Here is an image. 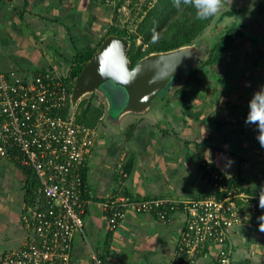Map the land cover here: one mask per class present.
Masks as SVG:
<instances>
[{
	"label": "crops",
	"instance_id": "obj_1",
	"mask_svg": "<svg viewBox=\"0 0 264 264\" xmlns=\"http://www.w3.org/2000/svg\"><path fill=\"white\" fill-rule=\"evenodd\" d=\"M236 10L233 26L240 32L233 50L190 84L179 114L165 124L139 122L129 136L111 124L96 127L85 164L82 232L73 238L69 264H92V252L103 264H170L191 212L174 210L162 222L129 210L109 231L103 203L117 195L175 201L211 195L201 162L239 179L250 192L264 191V146L256 125L246 123L248 102L264 86V0H237ZM114 14L113 6L98 0H0V68L29 77L43 70L61 72L76 48L97 45L115 22ZM118 162L131 167L125 178ZM26 185L24 170L0 159V262L25 240ZM261 223L233 227L234 263L264 264ZM217 251L206 246L193 264H215Z\"/></svg>",
	"mask_w": 264,
	"mask_h": 264
},
{
	"label": "built area",
	"instance_id": "obj_2",
	"mask_svg": "<svg viewBox=\"0 0 264 264\" xmlns=\"http://www.w3.org/2000/svg\"><path fill=\"white\" fill-rule=\"evenodd\" d=\"M98 1L113 6L115 12L121 10L117 0ZM145 1L148 8L156 2ZM65 77L63 71L43 70L29 77L0 68V159L30 169L38 180L33 205L21 214L25 240L5 252L0 264H69L73 238L82 232L86 202L82 172L97 131L76 122ZM202 168L215 194L186 201L108 198L103 203L108 230L115 231L129 210L153 214L162 222L174 210L191 212L170 264H193L209 245L218 248L215 264H235L232 229L264 216V191L242 189L207 163ZM116 169L127 176L122 162ZM91 254L92 264H103L100 256Z\"/></svg>",
	"mask_w": 264,
	"mask_h": 264
},
{
	"label": "trees",
	"instance_id": "obj_3",
	"mask_svg": "<svg viewBox=\"0 0 264 264\" xmlns=\"http://www.w3.org/2000/svg\"><path fill=\"white\" fill-rule=\"evenodd\" d=\"M235 13H237V10L228 12V14L231 15ZM214 16L205 20H199L196 18V10L191 5L182 4L180 8H176L173 5V0H156L152 7H147L142 19L136 25V32L129 33L127 28H120L115 20L107 29L106 37L111 35L118 36L129 42L127 56L130 60V67H133L141 58L152 52L168 51L197 41L198 37L203 35L204 31L210 25ZM239 32L236 26H231L224 30L223 35L210 43L209 50L199 66L194 71L187 74L182 80V88L178 89V87H172L173 89L175 88L174 94L178 95V98L174 99L177 105L178 101L181 102L180 105H184L187 89L190 84L199 81L200 75H208L210 67L218 63L225 53L232 49ZM106 37L100 39L94 47H86L83 49L76 48L75 55L70 61L65 77L66 82L69 84V93H71L75 78L79 75L84 65L92 58L93 54ZM138 38L141 40L140 45H136V40ZM168 90L166 91V95L161 97L154 107L165 101L168 97ZM176 104H174V106H176ZM103 111L104 107L102 105H94L93 101L90 102V100L82 99L78 103L77 110L75 111L76 122L89 128H96L101 124L100 120ZM131 128L132 127L127 130V133L131 131ZM130 168L131 167L126 164L123 165V172L128 175ZM22 169L27 174L25 196L26 203L30 207L33 205L35 199L34 192L38 186V180L30 169ZM82 173L84 177L85 168ZM120 177L122 178L121 174ZM229 182L245 189V186H243L241 181L237 178L230 177ZM27 207H25V209ZM258 221L264 223L260 217H257V221L255 222ZM231 249L233 250L232 247ZM248 262L251 263L250 260H244L235 264H246Z\"/></svg>",
	"mask_w": 264,
	"mask_h": 264
},
{
	"label": "water",
	"instance_id": "obj_4",
	"mask_svg": "<svg viewBox=\"0 0 264 264\" xmlns=\"http://www.w3.org/2000/svg\"><path fill=\"white\" fill-rule=\"evenodd\" d=\"M128 49L129 42L118 36H107L102 41L74 80L70 94L72 108L85 96L96 93L105 100V116L111 125H118L126 115H145L168 89L178 87L199 66L209 43L199 39L172 50L152 52L133 67ZM108 89L121 94L118 107L113 105ZM113 106L117 109L113 110Z\"/></svg>",
	"mask_w": 264,
	"mask_h": 264
},
{
	"label": "rangeland",
	"instance_id": "obj_5",
	"mask_svg": "<svg viewBox=\"0 0 264 264\" xmlns=\"http://www.w3.org/2000/svg\"><path fill=\"white\" fill-rule=\"evenodd\" d=\"M116 4L120 5L121 10L118 12H115L114 18L120 28H127L129 33L136 32V25L138 22L142 19L143 15L145 14V11L147 10V7H149L145 0H117ZM237 9V0H221L220 1V7L218 11L216 12L214 19L210 23V25L207 27V29L204 31L203 35H200L197 40L206 39L210 45L212 41H215L218 39L221 35H223L224 30L227 28L233 26L235 23L236 15L228 14V12L232 10ZM236 16V17H235ZM103 37H106V33H104ZM141 40L138 38L136 40V45H140ZM233 50V49H232ZM231 51V49H230ZM229 52V51H228ZM64 67L66 65H63ZM62 67V70L64 73H66V70L68 69V65L66 68ZM177 88V87H176ZM182 88V84L178 86V89ZM175 89V88H174ZM174 89L171 87L168 91V97L165 99V101L156 106L152 107L148 113L145 115H126L120 120V123L118 125H115L114 129L115 132H118L119 134L125 133L126 135H129L130 133H127V130L130 127H133L138 124L139 122H149V123H162L165 124V120H168L169 116H172L174 114H179V107L180 101H178V105L176 102H174V99L178 98V95L174 94ZM109 95L112 97V103L115 106H119V103L122 101V96L119 92H115L114 90L108 89ZM84 100H90V102L93 101L94 105H102L104 107V111L101 117V123L109 124V122L106 119L105 116V100L100 95L93 93L92 95L85 96L83 98ZM80 102V101H79ZM78 102V103H79ZM118 102V104H117ZM77 103V105H78ZM176 104V106H174ZM113 106V110H116L117 108ZM178 106V107H177ZM77 110V106L75 107V110ZM163 111V112H162ZM251 263H253L251 261ZM246 263V264H251Z\"/></svg>",
	"mask_w": 264,
	"mask_h": 264
},
{
	"label": "clouds",
	"instance_id": "obj_6",
	"mask_svg": "<svg viewBox=\"0 0 264 264\" xmlns=\"http://www.w3.org/2000/svg\"><path fill=\"white\" fill-rule=\"evenodd\" d=\"M191 5L196 10V18L199 20L208 19L214 16L220 7V0H173V5L176 8H180L181 5ZM248 115L246 123L255 124L259 129L258 139L262 146H264V86L253 94L248 102ZM232 163L231 159L227 160V164ZM264 206V204H261ZM264 220V216L261 217ZM264 223H261L262 227Z\"/></svg>",
	"mask_w": 264,
	"mask_h": 264
}]
</instances>
